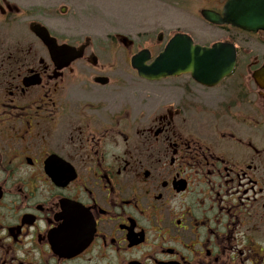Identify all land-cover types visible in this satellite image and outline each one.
<instances>
[{
	"label": "flooded vegetation",
	"instance_id": "obj_1",
	"mask_svg": "<svg viewBox=\"0 0 264 264\" xmlns=\"http://www.w3.org/2000/svg\"><path fill=\"white\" fill-rule=\"evenodd\" d=\"M113 1L0 0V264H264V30L202 16L227 0H143L158 45L229 41L237 63L216 86L165 78L170 100L133 119L117 97L137 71L101 67L83 31ZM194 9L199 39L180 27ZM37 27L83 55L52 56Z\"/></svg>",
	"mask_w": 264,
	"mask_h": 264
},
{
	"label": "rangeland",
	"instance_id": "obj_2",
	"mask_svg": "<svg viewBox=\"0 0 264 264\" xmlns=\"http://www.w3.org/2000/svg\"><path fill=\"white\" fill-rule=\"evenodd\" d=\"M109 5L112 7H108ZM103 8L104 11H101V18L103 20H108L106 17L111 13L117 16L116 20L111 23L100 22L93 27H86L83 31L95 35L93 45L96 51L95 54L101 58L100 66L110 70L116 69L117 74L115 77L121 78L122 74H129L127 71L130 69L129 62L123 59L124 53L129 52L131 55L143 47H150L155 55L164 44L158 45L153 38L149 37V34H156L158 28L155 27L157 23L147 20L148 12L143 0H114L111 4L108 3L107 7ZM181 14V29L193 30V33L198 36V39L202 38L201 34L204 32L203 30L205 29L206 23L204 24L203 20L198 16L199 12H196L194 9L193 12L189 13L182 11ZM213 33L212 40L217 39V37L221 35L218 30H214ZM109 34L115 36V39L112 40L115 46L111 48H109L111 41L108 37ZM239 36L241 39L246 38L249 41L255 40L254 37L246 33H239ZM124 38L127 40L124 41ZM252 48L255 51L264 49V47L258 43L253 44ZM108 52H114V55L109 56ZM124 77H127L130 83L126 87L118 89L117 101L120 100L124 102L125 100L131 99L133 104V119H154V116L159 113H157L159 108L158 103L160 101L159 95L163 94L166 101L170 100V98L167 97L174 92L173 89L171 90L170 86L182 81L180 78L155 82L143 79L141 81L136 75L133 77L126 75ZM124 81L127 82L126 80ZM231 81L232 78L227 79L222 85L215 88V90L213 89V94L210 93V95L216 96L219 92H225V94L229 95L232 90H230L226 84L231 83ZM170 90L171 92L169 95ZM166 106L167 105H164V107ZM212 106L215 109L217 108L213 103Z\"/></svg>",
	"mask_w": 264,
	"mask_h": 264
},
{
	"label": "water",
	"instance_id": "obj_3",
	"mask_svg": "<svg viewBox=\"0 0 264 264\" xmlns=\"http://www.w3.org/2000/svg\"><path fill=\"white\" fill-rule=\"evenodd\" d=\"M205 18L213 23H228L244 30L256 32L264 29V0H228L224 14L204 10ZM47 45L52 56L70 53L69 62L81 56L82 51L73 46H58L45 28H35ZM151 52L144 48L131 57V65L143 78L156 80L168 76L190 72L205 85H216L229 75L236 64V49L232 43L217 42L212 46L194 44L192 38L184 33H177L150 63ZM264 73V69L262 70Z\"/></svg>",
	"mask_w": 264,
	"mask_h": 264
}]
</instances>
